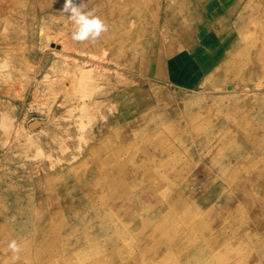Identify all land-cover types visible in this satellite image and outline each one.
<instances>
[{"label": "rangeland", "instance_id": "rangeland-1", "mask_svg": "<svg viewBox=\"0 0 264 264\" xmlns=\"http://www.w3.org/2000/svg\"><path fill=\"white\" fill-rule=\"evenodd\" d=\"M84 2L0 0V264H264V0Z\"/></svg>", "mask_w": 264, "mask_h": 264}, {"label": "clouds", "instance_id": "clouds-1", "mask_svg": "<svg viewBox=\"0 0 264 264\" xmlns=\"http://www.w3.org/2000/svg\"><path fill=\"white\" fill-rule=\"evenodd\" d=\"M87 3L81 0L77 5L74 0H65L63 12L68 14V19L73 23L71 39L76 42H89L96 44L103 33L108 31V25L97 16L95 9L85 10ZM7 248L13 254V264L20 259L19 253L22 248L16 240H11Z\"/></svg>", "mask_w": 264, "mask_h": 264}, {"label": "bare ground", "instance_id": "bare-ground-1", "mask_svg": "<svg viewBox=\"0 0 264 264\" xmlns=\"http://www.w3.org/2000/svg\"><path fill=\"white\" fill-rule=\"evenodd\" d=\"M124 43H125V42H123V43L121 44V46H122V51H123L124 53H127L128 51H130V52H137V51H138V49H137V47H136V46H138L137 42H136V43L129 44V45H128L127 43H126V44H124ZM59 44H60V43H59ZM90 45H93V44L90 43ZM96 45H97V44H94L93 47L95 48ZM124 45H125V46H124ZM126 46H129V50L126 48ZM55 47H56V46H55ZM138 47H140V45H139ZM59 48H60V47H59ZM106 49H107V48H106ZM56 50H58V49H56ZM60 50H61V49H60ZM75 51H76V50H75ZM75 51H74V52H75ZM62 52H63V51H62ZM76 52H77V51H76ZM78 52H79V51H78ZM80 52H81V51H80ZM64 53H65V52H64ZM64 53H63V54H64ZM57 54H58V53H57ZM59 54H60V52H59ZM63 54H62V55H63ZM70 54H71V53H70ZM62 55H61V56H62ZM64 55H66V54H64ZM73 55H74V53H73ZM67 56H68V55H67ZM71 56H72V55H71ZM75 56H76V55H75ZM63 57H64V56H62L61 58H63ZM69 57H70V55H69ZM72 57H73V56H72ZM77 57H79V56H77ZM80 57H81V56H80ZM58 59H60V57H59ZM63 59H65V58H63ZM63 59H62V60H63ZM80 59H81V58H80ZM83 59H84V58H83ZM85 59H86V58H85ZM60 60H61V59H60ZM87 60H88V59H87ZM237 60H238V59H237ZM63 61H65V60H63ZM76 61H77V60H76ZM89 61H90V59H89ZM251 61H252V60H251ZM254 61H255V60H254ZM54 62H55V63H54ZM61 62H62V61H61ZM255 62H256V61H255ZM258 62H259V61H258ZM56 63H57V61H55V60H54L53 63H52V64H53L52 67H53L54 69H55L54 64H56ZM77 63H78V62H77ZM87 63H88V61H87ZM235 64H236V63H235ZM255 64H256V63H255ZM67 68H68V67H67ZM84 68H85V67H84ZM103 68H104V67H103ZM254 68H255V67H254ZM92 69H93V68H92ZM84 70H85V69H84ZM99 72H100V71H99ZM86 73H87V72H86ZM100 73H101V72H100ZM82 74H83V70H82L81 76H82ZM105 74H106V73H105ZM263 74H264V73H263ZM88 75H89V74H88ZM97 75H98V74H97ZM102 75H103V74H102ZM92 76H93V75H92ZM98 76H99V75H98ZM106 76H107V75H106ZM84 77H86V75H85ZM84 77H83V78H84ZM100 77H101V75H100ZM75 79H76V78H75ZM85 79H86V78H85ZM80 80H81V78L78 79L79 82H80ZM86 80H88V76H87V79H86ZM94 80H95V79H94ZM78 81H77V82H78ZM83 81H84V79H83ZM81 82H82V81H81ZM259 83H260V82H259ZM80 84H81V83H80ZM261 84H262V83H261ZM63 85H65V84H63ZM82 85H83V84H82ZM61 86H62V85H61ZM95 86H96V85H95ZM95 86L93 85V87H95ZM64 87L66 88V86H64ZM61 88H62V87H61ZM61 88H60L59 90H62ZM97 88H98V86H97ZM231 88H232V87H231ZM87 89H88V88H87ZM87 89H86V90H87ZM237 89H238V88H237ZM63 90H64V89H63ZM63 90H62V91H63ZM93 90H94V89H93ZM102 90H103V89H102ZM102 90H101V91H102ZM64 91H65V90H64ZM101 91H100V94H101ZM90 92H91V91H90ZM95 92H96V91H95ZM97 92H98V91H97ZM107 93H108V92H107ZM83 94H84V93H83ZM87 94H88V93H87ZM95 94H96V93H95ZM91 95H92V93H91ZM83 96H84V95H83ZM85 96H87V95L85 94ZM89 96H90V95H89ZM93 97H94V94H93ZM93 97H92V99H93ZM85 98H86V97H84V99H85ZM89 98H90V97H89ZM82 99H83V98H82ZM82 99H81V100H82ZM84 99H83V100H84ZM97 99H98V98H97ZM97 99H96V100H97ZM83 100H82V101H83ZM67 102H68V101H67ZM90 102H91L92 105H93V103H94V99H93V100H90ZM90 102H89V103H90ZM83 103H84V101H83ZM82 105H83V104H82ZM92 105H91V106H92ZM85 106H86V103H85L84 107H85ZM94 106H95V105H94ZM94 106H93V107H94ZM235 106H236V105H235ZM245 106H246V105H245ZM67 107H68V106H67ZM87 108H88V107H87ZM239 108H240V107H239ZM67 109H68V108H67ZM256 110H257V109H256ZM77 111H78V110H77ZM85 111H86V110H85ZM227 111H228V110H227ZM258 112H259V111H258ZM260 112H261V111H260ZM247 113H248V112H247ZM252 113H253V112H252ZM243 114H244V112H243ZM79 115H80V114H79ZM250 115H251V114H250ZM258 115H259V114H258ZM78 117H79V116H78ZM226 119H227V118H226ZM259 120H262V119H259ZM221 126H222V125H221ZM232 126H233V125H232ZM228 127H229V126H228ZM109 129H110V128H109ZM226 129H227V128H226ZM252 129H253V128H252ZM258 129H259V128H258ZM258 129H257V130H258ZM235 131H236V130H235ZM153 132H154V131H153ZM237 132H238V131H237ZM258 132H259V131H258ZM258 132H257V133H258ZM100 133L102 134V130H101ZM106 133H107V132H106ZM156 133H157V132H156ZM156 133H155V134H156ZM158 133H159V132H158ZM212 133H213V132H212ZM151 134H152V133H151ZM253 134L256 135V133H253ZM223 135H224V134H223ZM98 137H99V136H98ZM242 137H243V136H242ZM250 137H251V136H250ZM220 138H221V137H220ZM220 138H219V139H220ZM228 138H229V137H228ZM230 138H231V137H230ZM245 138H246V137H245ZM262 138H263V137H262ZM216 141H217V140H216ZM227 141H228V140H227ZM251 141H252V140H251ZM254 141H255V140H254ZM254 141H253V142H254ZM260 141H261V139H260ZM253 142H252V143H253ZM202 143H203V142H202ZM208 143H209V142H208ZM213 143H214V142H213ZM258 143H259V142H258ZM261 143H263V142H261ZM261 143H260V144H261ZM204 144H206V146L209 145V144H207V142L204 143ZM201 145H203V144H201ZM201 145H200L199 147H201ZM254 145H255V144H254ZM258 145H259V144H258ZM177 146H178V145H177ZM203 146H204V145H203ZM249 146L251 147V145H249ZM263 146H264V145H263ZM207 147H208V146H207ZM217 147H218V146H217ZM219 147H220V146H219ZM238 147H239V146H238ZM259 147H261V146H259ZM204 148H205V147H204ZM255 148H256V147H255ZM217 149H218V148H217ZM246 149H248V148L246 147ZM246 149H245V150H246ZM250 149H251V148H250ZM262 149H263V148H262ZM181 150H182V149H181ZM243 150H244V149H243ZM257 150H258V149H257ZM257 150H256V151H257ZM235 151H236V149H235ZM235 151H234V152H235ZM248 151H249V150H248ZM263 151H264V150H263ZM106 152H107V151H106ZM244 152H245V151H244ZM246 152H247V151H246ZM231 153H232V152H231ZM261 153H262V152H261ZM228 154H229V153H228ZM234 154L236 155L237 152H235ZM234 154H233V155H234ZM246 155H247V154H246ZM148 156H150V155H148ZM178 157H179V156H178ZM143 158H144V156H143ZM176 158H177V156H176ZM180 158H181V157H180ZM180 158H179V159H180ZM233 158H235V157L233 156ZM136 159H137V158H136ZM140 159H141V158H140ZM137 160H138V159H137ZM142 160H143V159H141L140 161H142ZM145 160H146V159H145ZM163 160H164V159H163ZM161 161H162V160H161ZM173 161H174V160H173ZM146 162H148V160H147ZM175 162H176V161H175ZM104 163H105V162H104ZM130 163H131V162H130ZM144 163H145V162H144ZM126 164H127V163H126ZM139 164H140V163H139ZM171 164H172V163H171ZM134 165H135V164H134ZM166 165H167V164H166ZM159 166H160V165H159ZM174 166H175V164H174ZM100 167H101V166H100ZM125 167H126V166H125ZM132 168H133V167H132ZM167 168H168V167H167ZM119 169H120V168H119ZM161 169H162V168H161ZM121 171H122V170H121ZM155 172H156V171H155ZM150 176H151V175H150ZM147 177H148V176H147ZM147 177H146V178H147ZM119 179H120V178H119ZM115 180H116V179H115ZM115 180H114V181H115ZM117 180H118V179H117ZM133 180H134V179H133ZM110 181H111V179H110ZM110 181H109V182H110ZM109 182H108V183H109ZM112 182H113V181H112ZM115 182H116V181H115ZM108 183H107V184H108ZM100 185H101V184H100ZM99 187H100V186H99ZM139 187H140V186H139ZM169 193H170V192H169ZM73 195H74V194H73ZM73 195H72V196H73ZM165 195H166V194H165ZM170 195H171V194H170ZM142 199H143V198H142ZM167 199H168V198H167ZM167 199H166V200H167ZM137 200H138V199H137ZM134 201L136 202V200H134ZM141 204H142V203H141ZM144 204H145V203H144ZM122 208H123V207H122ZM116 209H117V208H116ZM120 209H121V208H120ZM120 209H119V210H120ZM119 210H118V211H119ZM158 210H159V209H158ZM158 210H157V211H158ZM115 212H116V211H115ZM78 215H79V214H78ZM111 215L113 216V214H111ZM145 218H146V217H145ZM145 218H144V219H145ZM158 220H159V219H158ZM148 221H149V220H148ZM52 229H53V228H52ZM55 230H56V229H55ZM59 231H60V230H59ZM34 232H36V231H34ZM118 234H119V233H118ZM30 238H31V237H30ZM32 240H33V239H32ZM6 241H7V240H6ZM30 241H31V240H30ZM31 242H33V241H31ZM4 243H5V242H4ZM7 243H9V241H7ZM29 245H30V244H29ZM223 245H224V244H223ZM11 254H12V253H11ZM5 255H6V254H5ZM10 256H11V255H10ZM8 257H9V255H8ZM21 264H22V263H21Z\"/></svg>", "mask_w": 264, "mask_h": 264}, {"label": "crops", "instance_id": "crops-1", "mask_svg": "<svg viewBox=\"0 0 264 264\" xmlns=\"http://www.w3.org/2000/svg\"><path fill=\"white\" fill-rule=\"evenodd\" d=\"M224 26L226 27V28H229V29H231V27H233L234 26V21H233V18H232V20H230V23H229V25L228 24H224ZM213 29V28H212ZM223 30V28L221 27V30L220 31H222ZM228 30V29H227ZM220 31H216L217 32V34H220ZM212 31H210V33H211ZM224 38H230V34H229V32H228V34L227 33H225V35H224ZM233 41H235V39H231V40H227L226 42L225 41H223L224 42V45H223V47H222V50L219 48L218 50H216L215 52H214V56H213V60L215 59V60H218L220 57H221V55H222V53H223V51L225 52V53H228V50L230 49L229 47H231L232 45H233ZM226 43V44H225ZM228 45H230L229 47H228ZM227 55V54H226ZM225 55V56H226ZM225 56H224V58H225ZM177 62V59H174V60H172L171 62H170V64H169V67H172V68H174L175 66H176V63ZM212 67V65L210 66L209 65V67H207L206 66V69L205 70H207V68L209 69V68H211Z\"/></svg>", "mask_w": 264, "mask_h": 264}, {"label": "water", "instance_id": "water-1", "mask_svg": "<svg viewBox=\"0 0 264 264\" xmlns=\"http://www.w3.org/2000/svg\"><path fill=\"white\" fill-rule=\"evenodd\" d=\"M35 128H36V124L30 126V129H35Z\"/></svg>", "mask_w": 264, "mask_h": 264}]
</instances>
